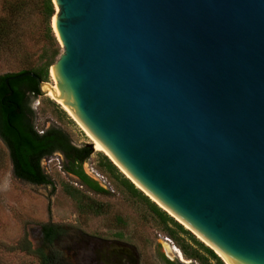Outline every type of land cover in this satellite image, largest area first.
Segmentation results:
<instances>
[{"label":"water","instance_id":"obj_1","mask_svg":"<svg viewBox=\"0 0 264 264\" xmlns=\"http://www.w3.org/2000/svg\"><path fill=\"white\" fill-rule=\"evenodd\" d=\"M53 2L56 85L33 72L7 84L29 76L41 95L58 93L120 171L225 264H264V0Z\"/></svg>","mask_w":264,"mask_h":264},{"label":"rangeland","instance_id":"obj_2","mask_svg":"<svg viewBox=\"0 0 264 264\" xmlns=\"http://www.w3.org/2000/svg\"><path fill=\"white\" fill-rule=\"evenodd\" d=\"M5 14L3 0H0V18ZM25 31L26 35L21 38L22 51L0 57V75L41 67L46 61V54H51L49 43L45 42L44 34L37 26H28ZM48 83L56 85L51 69ZM32 109L40 132L57 126L69 133L77 146L94 149L95 153L85 169L109 193L96 194L82 186L74 176L63 170L59 155L46 158L42 163L54 186L19 180L13 172L10 152L0 139V264H42L41 258L26 246L28 241L33 247L41 245L42 227L49 223L64 227L65 235L58 245L74 264H79L80 259L76 257L70 240L85 235L119 239L133 245L140 253L141 264H168L167 261L171 264H201L198 260L187 259L180 242L170 237L166 226L145 202L132 197L101 170L98 153H104L52 97L42 95L32 103ZM194 236L198 242L180 234L185 241L181 243L189 250L194 249L208 257L205 247H210ZM174 248L181 251L182 257Z\"/></svg>","mask_w":264,"mask_h":264},{"label":"trees","instance_id":"obj_3","mask_svg":"<svg viewBox=\"0 0 264 264\" xmlns=\"http://www.w3.org/2000/svg\"><path fill=\"white\" fill-rule=\"evenodd\" d=\"M3 7L6 14L0 18V57L20 53L23 44L21 38L26 35V28L32 25L37 26L44 34V40L49 43L51 53L46 54V61L41 67L0 75V139L10 152L15 177L36 185L54 186V181L46 173L42 163L46 158L59 155L63 170L74 176L82 186L96 194H108L101 183L91 177L85 169V165L95 153L93 148L77 146L69 133L57 126H51L42 132L38 130L32 103L42 95L36 79L26 76L11 80L9 85L6 82L10 77L28 72H33L44 82L50 80V69L62 52L52 27V20L56 14L53 0H3ZM98 154L101 170L132 197L148 205L149 210L166 226L170 237L180 242L181 250L187 259L198 260L201 264H225L208 247H205L208 257H204L199 251L189 250L183 245L181 242L185 241L181 239L180 234L190 236L195 242L198 241L189 230L138 189L108 156ZM42 233L41 245L33 247L28 241L26 246L29 251L41 258L42 264H74L57 244L65 235L63 226L49 223L42 227ZM167 263L171 264L169 261Z\"/></svg>","mask_w":264,"mask_h":264},{"label":"flooded vegetation","instance_id":"obj_4","mask_svg":"<svg viewBox=\"0 0 264 264\" xmlns=\"http://www.w3.org/2000/svg\"><path fill=\"white\" fill-rule=\"evenodd\" d=\"M70 243L76 250V257L80 259L79 264H141L137 248L119 239L85 235L83 238H72ZM71 247H68L69 250Z\"/></svg>","mask_w":264,"mask_h":264},{"label":"bare ground","instance_id":"obj_5","mask_svg":"<svg viewBox=\"0 0 264 264\" xmlns=\"http://www.w3.org/2000/svg\"><path fill=\"white\" fill-rule=\"evenodd\" d=\"M52 75H53V77H54V73L52 72L51 73ZM57 88V87H56ZM57 94L58 93H54L53 91H51V92H49V94L47 95V96H50V97H52L53 99H55V97L57 96ZM97 147V146H96ZM97 149H99L98 147H97ZM100 150V149H99ZM205 243V242H204ZM210 247V246H209ZM211 248V247H210ZM175 252H177L178 254H179V256L180 257H182V254H181V251H179V249H177V248H174L173 249ZM220 255V254H219ZM221 256V255H220ZM222 257V256H221ZM226 262V261H225Z\"/></svg>","mask_w":264,"mask_h":264},{"label":"built area","instance_id":"obj_6","mask_svg":"<svg viewBox=\"0 0 264 264\" xmlns=\"http://www.w3.org/2000/svg\"><path fill=\"white\" fill-rule=\"evenodd\" d=\"M100 182V181H99ZM101 183V182H100Z\"/></svg>","mask_w":264,"mask_h":264}]
</instances>
